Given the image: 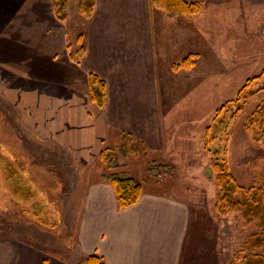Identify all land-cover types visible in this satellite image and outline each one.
Returning a JSON list of instances; mask_svg holds the SVG:
<instances>
[{
	"label": "crops",
	"instance_id": "1",
	"mask_svg": "<svg viewBox=\"0 0 264 264\" xmlns=\"http://www.w3.org/2000/svg\"><path fill=\"white\" fill-rule=\"evenodd\" d=\"M23 1L27 5L19 12L10 10V16L0 13L4 90H8L7 97L30 124L27 128L33 140L28 142L36 147H55L60 154L53 161L65 162L69 168L61 178H69L74 170L71 177L77 181L72 204L64 200L60 206H79L78 229L88 240L87 252L101 256L105 264H227L226 252L219 242L213 243L211 237L212 244L204 246L207 238L204 243L200 240L203 236L195 217L200 209L195 206L191 190L195 181H188L189 177L195 180L198 176L199 165L193 163V151L181 142V133H188L187 123L180 124L184 132L176 131L175 115L186 110L177 112L176 108H165L161 103L153 70L159 65L155 51L161 43L154 39V34L161 19L181 20L179 30L184 34L186 47L184 50L180 46L181 53L173 59L175 62L193 50L191 35L226 34V26L212 20L218 12L223 20L227 16L224 11L229 18L238 20L243 10H263L264 0H188L200 2L204 7L197 17L182 18L166 16L162 9L153 8L150 0H96L81 65L70 58L65 42L67 25L54 20L50 0ZM34 4H42L43 8L39 7L45 11L37 14ZM35 14L38 21L34 20ZM183 18L190 21L187 24L190 27L183 25ZM215 26L217 33L213 30ZM194 27L199 29L195 31ZM187 40H191L189 47ZM90 74L106 83L103 108L91 98ZM220 75L212 78L218 81L227 77ZM124 135L140 143L147 163L171 164L176 173L169 179H156L149 176L147 168L140 200L119 210L115 189L104 179L106 169L100 155L107 146L118 147ZM243 135L246 146L249 139L245 132ZM255 146L263 152L264 144ZM22 157L30 170L29 163L46 161L29 150ZM119 161L123 164L121 158ZM40 169L43 174L45 171ZM204 170L211 181L213 176L208 174V168ZM134 173L131 172L135 177ZM191 173L195 174L193 178ZM203 187L199 189L204 197L214 199L215 192ZM77 246L80 249L81 242ZM13 256L11 251L1 250L0 264H10L12 258L21 264H43L32 251ZM48 264L63 263L52 257Z\"/></svg>",
	"mask_w": 264,
	"mask_h": 264
},
{
	"label": "rangeland",
	"instance_id": "2",
	"mask_svg": "<svg viewBox=\"0 0 264 264\" xmlns=\"http://www.w3.org/2000/svg\"><path fill=\"white\" fill-rule=\"evenodd\" d=\"M26 5L27 2L23 0H0V8L1 6L4 8L0 9V13L8 15L10 10L19 12ZM34 6L37 14L45 11L42 9L43 5L42 8L36 4ZM203 7L202 4L201 11ZM49 8L55 21L67 25L65 42L70 58L77 65H81L87 52L85 36L91 18L86 20L79 12V0H70L69 14L65 22H61L57 17L54 0H50ZM153 8L158 7L154 5ZM224 13L227 15L224 20L220 18L219 12L212 20L226 26V34H209L203 37L202 34L191 35L193 50L180 56L175 62L173 59L181 53L180 46L184 50L186 47L184 34L181 35L179 30L181 20L178 19V23L164 19L157 22L154 39L158 38L157 42L161 45H157L159 50L155 51L159 65L153 67V70L159 83L162 105L165 108H176L177 112L186 110L175 115L177 117L175 126H178L176 131L184 132L180 124L187 123L189 134L186 131L187 135L181 133V142L193 151V163L199 165V177L194 178L195 180H190L189 177L188 181H195L191 190L197 203L195 206H199L200 209L195 213L200 234L203 236H200V240L204 243L203 240L207 238L204 246L212 242L209 240L211 237L213 243L219 242L220 247L226 252L225 262L232 264L247 238L257 229L254 224L242 221L237 213L222 217L217 212L215 175L211 173L213 179L210 181L204 170L208 168L212 171L211 158L206 149L209 142L208 128L214 130L213 119L217 110L228 101L236 99L248 79L257 77L264 71V9L243 10L242 18L239 17L238 20L229 18V14L225 11ZM37 14L34 16L35 21H38ZM179 17L186 16L175 18ZM189 22L183 18V25L190 24ZM199 28L194 27V30ZM213 30L217 33V26ZM190 41L187 40L188 47ZM82 46L85 48V54L83 59L77 62L78 51ZM189 56H196L195 63L190 69L176 68L177 64ZM166 59L169 60L168 63ZM3 68L0 67V251H11L12 256L20 255L23 251H32L43 264H48L52 257L63 264H83L91 253L87 252L88 240L83 233L81 234L82 230L79 232L78 229L80 208L60 206V202L64 200L72 202L73 189L76 188L74 184L77 181L71 177L74 170H71L69 178H61L69 168L65 162L53 161L52 158H57V154H60L55 147H36L32 142H28L33 140V135L27 128L29 123L7 97L9 93L7 89L4 90L6 82L3 80L5 77ZM220 74H226L227 77L218 81L212 78H217ZM262 92L258 93V97L255 95L249 99L245 109L230 123L227 130L229 170L237 182L246 188L256 186L264 179V150L261 152L260 147L255 146L258 143L253 141L252 133L245 130L247 118L264 101V91ZM244 132L249 139L246 146ZM126 145L127 148L131 147L130 142H126ZM26 150L38 154L39 159L46 161L29 163L32 166L31 171L22 161L24 159L22 155L26 154ZM120 150L124 170L128 168L130 175L131 172L138 170V174L134 173L135 178L144 184L143 179L147 178L145 170L150 166L149 162L145 161L147 157L145 158L140 151L130 153L122 148ZM39 166L46 173L42 174ZM191 175L192 178L195 176L193 173ZM200 184L205 185L207 189L210 187V190L215 192V198L204 197L205 194L199 189L201 186L204 187ZM67 185L70 188L66 187ZM53 203L59 206H54ZM79 242L82 245L80 249L77 246ZM16 250L19 251L16 253ZM78 253H82L83 257L81 258ZM15 260L12 258L10 264H14Z\"/></svg>",
	"mask_w": 264,
	"mask_h": 264
},
{
	"label": "trees",
	"instance_id": "3",
	"mask_svg": "<svg viewBox=\"0 0 264 264\" xmlns=\"http://www.w3.org/2000/svg\"><path fill=\"white\" fill-rule=\"evenodd\" d=\"M79 1V12L86 20H89L94 14L96 0ZM69 3L70 0H54L55 13L61 22H65L68 18ZM150 3L152 6L155 5L162 9L170 18L182 15L195 16L201 12L202 5L200 2L188 0H150ZM78 54L76 61L80 62L85 54L83 46ZM195 57H187L182 63L177 64L176 68L190 69L195 63ZM89 87L93 102L103 108L107 99L106 83L97 75L90 74ZM262 91H264V71L259 76L248 79L239 91L237 98L228 101L217 110L213 119L214 130L208 128L209 142L207 143L209 145H206V149L212 162V171L209 170L208 174L211 175L213 172L215 175L217 212L222 217L237 213L242 221L254 224L257 229L247 238L232 264H264V179L253 187L241 186L229 170L227 157L229 137L227 130L230 123L242 113L249 99ZM245 130L252 133L253 141L264 144V101L247 118ZM211 131L213 132L211 133ZM126 142H130L131 147L127 148ZM136 142L134 138L124 135L123 141L118 147L107 146L100 155V161L106 169L104 179L109 181L115 189L119 210L137 204L143 194V184L134 176L126 173L124 165L119 161L120 148L130 153L141 152L140 143ZM148 174L156 179H168L175 175V168L162 162L153 163L149 167ZM83 264L105 263L101 256L91 254L85 258Z\"/></svg>",
	"mask_w": 264,
	"mask_h": 264
}]
</instances>
